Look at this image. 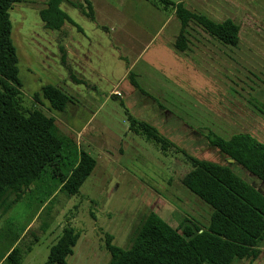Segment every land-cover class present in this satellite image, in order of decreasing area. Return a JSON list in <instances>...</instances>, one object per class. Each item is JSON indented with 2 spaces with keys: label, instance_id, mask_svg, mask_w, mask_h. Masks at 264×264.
<instances>
[{
  "label": "rangeland",
  "instance_id": "obj_1",
  "mask_svg": "<svg viewBox=\"0 0 264 264\" xmlns=\"http://www.w3.org/2000/svg\"><path fill=\"white\" fill-rule=\"evenodd\" d=\"M172 1L217 22L233 20L237 44H223L190 23L180 69L167 67L173 50L167 44L157 50L154 43L129 67L133 55L107 32H139L163 44L170 29L180 28L176 17L169 20L170 11L151 0H88L89 6L86 0H63L61 9L76 25L65 22L60 29L46 28L39 17L47 0H21L9 9L21 83L15 102L23 111L39 108L54 117L73 143L60 150L55 176L57 170L46 167L0 213V264H13L3 258L11 245L19 249V264H44L64 226L80 233L67 264H108L105 234L128 247L151 211L201 250L212 209L181 183L188 160L130 130L127 116L154 126L190 155L226 165L233 160L208 143V129L223 137L249 133L264 142V115L257 109L264 103V0ZM129 71L140 89L130 83ZM46 84L69 96L63 111L44 97ZM111 89L122 97L108 95ZM80 149L96 164L78 193L68 195L59 173L72 167ZM230 168L264 194L262 181L238 164ZM245 248L226 243L203 264H264V239L256 257Z\"/></svg>",
  "mask_w": 264,
  "mask_h": 264
},
{
  "label": "trees",
  "instance_id": "obj_2",
  "mask_svg": "<svg viewBox=\"0 0 264 264\" xmlns=\"http://www.w3.org/2000/svg\"><path fill=\"white\" fill-rule=\"evenodd\" d=\"M20 1L0 0V212L19 199L46 167L57 170L55 176L59 170L60 150L63 145L73 143L60 132L54 117L39 108L23 111L15 102L16 90L21 83L17 50L11 39L9 9ZM62 1L47 0L45 7L39 10L46 28L60 29L65 22L76 25L61 9ZM151 1L158 8L172 11L178 19L180 29L174 41L178 51L188 48L190 23L223 44L234 46L239 40V27L229 18L214 21L204 13L189 9L183 1ZM86 3L89 6L88 0ZM128 76L130 83L140 89L135 74L129 71ZM42 93L51 107L59 111L64 110L70 99L52 84L43 85ZM257 109L264 115V103ZM127 118L130 130L159 144L162 151L174 147L186 157L190 169L182 176L181 183L212 210L205 226L208 238L199 252L190 238L151 211L137 227L128 247L117 246L112 242V235L105 234L104 246L110 254L108 264H203L226 243L246 247L249 254L256 257L264 239V194L235 174L230 164L240 165L264 183V142L249 133L238 132L223 137L208 129L203 134L208 143L233 160L226 165L190 155L149 123L130 114ZM95 164V158L80 149L72 167L59 173L60 188L68 195H76ZM79 235L74 227L64 226L50 246L44 264H67L66 258L72 254ZM197 237L203 236L199 233ZM18 253L19 249L13 246L4 260L19 264Z\"/></svg>",
  "mask_w": 264,
  "mask_h": 264
},
{
  "label": "crops",
  "instance_id": "obj_3",
  "mask_svg": "<svg viewBox=\"0 0 264 264\" xmlns=\"http://www.w3.org/2000/svg\"><path fill=\"white\" fill-rule=\"evenodd\" d=\"M168 15H170V19L169 20H172L175 17V15H174V13L172 11H170V13ZM107 33L111 34V36L114 37L115 40L120 41L119 42L120 44L125 45V50L127 52H130L131 55H133V57L131 59V65L129 67H131L132 65H134L135 62L138 61V59L140 61L142 59L141 57L143 56V52H147V48L149 46H151L153 43H154L155 47H157V50H159V47L160 46L161 47L165 46V44L168 45V48L169 49H172L173 50V52H172L173 53L172 54V56H173L172 62L167 65V67L169 69L172 67V65H173V67H175L177 69H180L181 68V65H182L181 64V61L183 60L182 59L183 58L182 55L184 54V52H186V51L189 50V45H188V48L186 50H184V51H178V50L175 49V47H174V41H175V38L178 35L179 31L177 32L176 29H174V28L173 29H170V32H167L166 37H165L166 42H164L163 44L160 43V42H158L156 40L157 38L146 41V40L143 39L142 33H139V32H137V33L136 32H107ZM178 54H180V55L178 56ZM126 57H127V55H126ZM179 57H180V59H179ZM86 65L87 64H85V66ZM112 93L113 94L115 93V96L116 95L117 96H121L122 95L118 90L112 91V89L109 91L108 95H110ZM4 212L5 211H2L0 213H4ZM13 246L14 245H11L9 247V249L3 255L4 257L12 249Z\"/></svg>",
  "mask_w": 264,
  "mask_h": 264
},
{
  "label": "water",
  "instance_id": "obj_4",
  "mask_svg": "<svg viewBox=\"0 0 264 264\" xmlns=\"http://www.w3.org/2000/svg\"><path fill=\"white\" fill-rule=\"evenodd\" d=\"M230 161L232 160V159H229Z\"/></svg>",
  "mask_w": 264,
  "mask_h": 264
}]
</instances>
